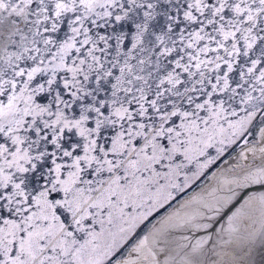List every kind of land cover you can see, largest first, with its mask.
Instances as JSON below:
<instances>
[{"label":"snow or ice","instance_id":"snow-or-ice-1","mask_svg":"<svg viewBox=\"0 0 264 264\" xmlns=\"http://www.w3.org/2000/svg\"><path fill=\"white\" fill-rule=\"evenodd\" d=\"M253 187L264 0H0V264H264Z\"/></svg>","mask_w":264,"mask_h":264},{"label":"water","instance_id":"water-1","mask_svg":"<svg viewBox=\"0 0 264 264\" xmlns=\"http://www.w3.org/2000/svg\"><path fill=\"white\" fill-rule=\"evenodd\" d=\"M256 191H264V189H261L259 187H253L251 189H248L245 193H243L241 195L240 198H238L236 201H233L232 204H230L221 214V216L218 219V222L216 225H214V230L215 228H219L220 224H225L226 226V221H227V217L229 215L232 214V212H234L236 210L237 207L240 206V204L243 202V198L244 196H246L248 194V192H256ZM203 233H200V235H202Z\"/></svg>","mask_w":264,"mask_h":264},{"label":"rangeland","instance_id":"rangeland-1","mask_svg":"<svg viewBox=\"0 0 264 264\" xmlns=\"http://www.w3.org/2000/svg\"><path fill=\"white\" fill-rule=\"evenodd\" d=\"M220 166L219 165H217L216 167H214L209 173H208V177H210V175H211V173L212 172H214L216 169H218ZM212 181V182H211ZM215 183H216V181L215 180H206V179H202V180H200V181H198L197 182V184L192 188V189H190V190H186V192L185 193H183V194H181V196H180V199H185V198H187L188 196H190V195H193V194H195V193H197V192H200L201 191V189L202 188H204V189H207V188H209V187H211V186H214L215 185ZM221 194H224V193H221ZM229 206V205H228ZM227 206V207H228ZM226 207V208H227ZM225 208V209H226ZM224 209V210H225ZM223 210V211H224ZM161 215H163V213H161ZM150 226V225H149Z\"/></svg>","mask_w":264,"mask_h":264},{"label":"bare ground","instance_id":"bare-ground-1","mask_svg":"<svg viewBox=\"0 0 264 264\" xmlns=\"http://www.w3.org/2000/svg\"><path fill=\"white\" fill-rule=\"evenodd\" d=\"M218 169H216L215 171H217ZM210 177H211V175H210ZM210 181V180H209ZM212 182V181H211Z\"/></svg>","mask_w":264,"mask_h":264}]
</instances>
